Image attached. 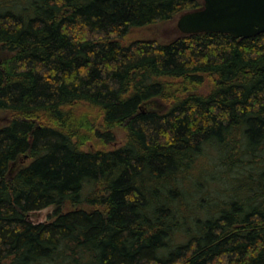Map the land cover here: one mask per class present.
Segmentation results:
<instances>
[{"label":"trees","instance_id":"trees-1","mask_svg":"<svg viewBox=\"0 0 264 264\" xmlns=\"http://www.w3.org/2000/svg\"><path fill=\"white\" fill-rule=\"evenodd\" d=\"M202 7L0 0V264H264V33L128 40Z\"/></svg>","mask_w":264,"mask_h":264},{"label":"water","instance_id":"water-1","mask_svg":"<svg viewBox=\"0 0 264 264\" xmlns=\"http://www.w3.org/2000/svg\"><path fill=\"white\" fill-rule=\"evenodd\" d=\"M203 1L201 9L180 16L182 34L221 33L246 39L264 33V0Z\"/></svg>","mask_w":264,"mask_h":264},{"label":"rangeland","instance_id":"rangeland-1","mask_svg":"<svg viewBox=\"0 0 264 264\" xmlns=\"http://www.w3.org/2000/svg\"><path fill=\"white\" fill-rule=\"evenodd\" d=\"M202 3L203 0H199ZM183 14V13H182ZM182 14L175 16L172 20L166 22H160L146 27H135L132 29L128 40H157L161 43H169L183 34L178 29V20ZM11 52L0 44V61L10 58ZM143 108L147 111L165 112L170 108V104L162 103L158 100H152L145 103ZM7 117L0 113V126L4 125ZM117 144L121 145L124 141V133L119 130H115ZM89 209V208H87ZM55 207H49L40 211L29 213L27 220L34 224H40L44 222H51L54 218Z\"/></svg>","mask_w":264,"mask_h":264}]
</instances>
